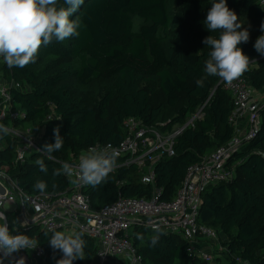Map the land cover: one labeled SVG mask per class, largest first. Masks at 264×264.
Wrapping results in <instances>:
<instances>
[{
  "label": "trees",
  "instance_id": "trees-1",
  "mask_svg": "<svg viewBox=\"0 0 264 264\" xmlns=\"http://www.w3.org/2000/svg\"><path fill=\"white\" fill-rule=\"evenodd\" d=\"M209 1L177 0L172 8L171 0H84L70 17L80 25L78 36L41 46L35 63L24 68H9L0 60V74L22 86L13 91V98L27 117L15 125L42 130V147L54 143L56 127L64 140L62 149L51 154L54 160L34 153L16 167L15 177L24 191L56 195L66 190L69 179L54 176L53 169L70 163L72 155L92 145L118 144L127 136L123 122L129 116L167 132L184 126L192 114L200 111L201 117L194 125L187 126L177 137L175 155L155 165V183L163 188V198L175 197L188 168L234 134V126L229 122L233 96L220 83L221 78L206 74L205 62L211 47L198 45L203 42L204 33L197 25L203 16V5ZM227 5L237 14L241 30L250 33L249 41L238 45L250 58L249 68L242 76L254 89L264 91V56L253 47L264 34L260 31L264 11L256 0H227ZM57 7L67 5L58 0ZM135 16L143 20L137 31ZM198 80H203L202 87L197 85ZM50 111L59 118L46 120ZM258 117L255 137L232 156V180L213 185L202 194L199 222L217 230L221 238L227 236L220 240L226 251L214 247L215 264H264V109ZM1 139L5 148L0 158L9 163L17 139L9 134ZM39 160L47 166V173L39 170ZM122 162L117 157V168L108 178L84 190L92 210H99L119 196L151 197L155 185L142 181V169ZM38 180L46 183L43 191L33 187ZM5 215L10 232L18 226V234L36 239L37 245L44 249L46 255L39 264H51L62 255L49 246L54 232L62 230L48 232L34 222L22 227L20 208ZM137 234L143 239H137ZM153 236L159 237L154 247L150 244ZM82 238L87 242L84 259L73 264L96 263L95 241L84 233ZM128 238L144 264H213L191 257L189 243L180 235L134 225ZM24 251L31 253L30 249H22L18 256ZM9 261L10 258L0 254V262Z\"/></svg>",
  "mask_w": 264,
  "mask_h": 264
},
{
  "label": "built area",
  "instance_id": "built-area-1",
  "mask_svg": "<svg viewBox=\"0 0 264 264\" xmlns=\"http://www.w3.org/2000/svg\"><path fill=\"white\" fill-rule=\"evenodd\" d=\"M256 1L264 11V0ZM0 60L3 61V58L0 57ZM220 83H224L234 99V108L229 116V122L234 126V134L224 145L188 168L186 177L172 200L164 199L163 188L156 186L155 165L163 158L175 155L177 137L187 126L194 125L195 120L201 117L200 111L192 114L184 126H176L167 132L145 125L140 118L129 116L123 122L127 136L118 144L98 143L78 155H72L69 164L76 166L81 154L89 149L108 152L115 150L119 153L118 157L123 159L122 165L136 164L143 171L142 181L155 185L149 198L119 196L114 202L94 211L89 196L84 192L88 186L86 184L77 186L68 178L69 186L56 195L48 192L29 194L18 184L14 172L16 167L24 164L34 153L47 154L42 151V130L29 125H15L16 121L27 117V113L13 98V91L20 89L21 84L15 80L7 81L0 74V124L9 129L8 134L12 138L17 139L13 159L9 163H3L0 158V211L4 212L7 205H16L15 210L20 208L22 212L19 222L21 226L27 221V226L34 222L48 232L62 230L86 234L97 245V261L94 264H144L143 257L128 238L134 225L180 235L188 241L191 257L214 262V247L221 252L226 251V247L221 244L217 230L199 222L202 194L213 185L232 180V156L255 137L259 127L258 114L264 109V92L250 86L244 76L231 84L222 79ZM49 104L53 108V104ZM57 118L58 115L50 111L46 120ZM4 143L0 138V152L5 148ZM26 208L33 213L32 220L26 217ZM18 230V226H14L11 233L18 234ZM30 251L37 261L46 255L44 249L38 245ZM12 256L19 258L15 252L6 256L10 261L5 264H18V260ZM61 258L62 255H59L51 264H56Z\"/></svg>",
  "mask_w": 264,
  "mask_h": 264
},
{
  "label": "clouds",
  "instance_id": "clouds-1",
  "mask_svg": "<svg viewBox=\"0 0 264 264\" xmlns=\"http://www.w3.org/2000/svg\"><path fill=\"white\" fill-rule=\"evenodd\" d=\"M84 0H64L67 7H57L58 0H0V57L9 68H24L35 63L41 46H47L53 40L64 41L72 36H78L79 23L70 17L80 8ZM208 31H219V37L207 36L203 43L211 47L209 58L205 62L204 71L207 75L217 76L225 83L231 84L241 77L249 68L250 58L239 44L247 43L250 33L242 29L237 14L227 5V0H218L209 8L204 21ZM264 33V22L260 25ZM253 47L264 56V34L260 35ZM197 85L202 87L203 80ZM9 129L0 124V138L7 135ZM54 143H45L42 151L49 160L55 158L53 152L62 149L64 140L60 128L53 129ZM119 153L115 150L97 151L89 149L81 154L76 166L64 162L58 169H53L54 176H66L77 186L86 184L96 187L102 184L117 167ZM39 170L47 173L48 169L43 160L37 161ZM34 189L43 191L46 183L36 181ZM27 197L25 198V202ZM0 252L4 256L22 249H34L38 241L25 234L10 232L5 212L0 211ZM27 226L24 221L22 227ZM83 233L67 234L56 231L49 239V246L53 252H60L62 258L56 264H73L76 260H83L87 242L82 238ZM137 239H143L137 234ZM159 241L158 236L151 238V246ZM55 258V257H53ZM23 264V261H18Z\"/></svg>",
  "mask_w": 264,
  "mask_h": 264
},
{
  "label": "rangeland",
  "instance_id": "rangeland-1",
  "mask_svg": "<svg viewBox=\"0 0 264 264\" xmlns=\"http://www.w3.org/2000/svg\"><path fill=\"white\" fill-rule=\"evenodd\" d=\"M176 1L177 0H171V7L172 8H174L175 6H176ZM215 2H218V0H210L209 2H207V3H205L204 5H203V16H202V19H201V21H200V23L197 25V27L201 30V31H203V33H204V39L207 37V36H212L213 38H217L218 37V34H219V32H210V31H208V29H207V27H206V25H205V23H204V21H205V19H206V15H207V12H208V10H209V8L211 7V5L213 4V3H215ZM134 30L135 31H137L138 29H139V27L141 26V24L143 23V20L139 17V16H135L134 17ZM199 46H207V45H205L203 42H201V43H199L198 44ZM192 116H190V118H191ZM6 208L7 209H9L10 208V206L9 205H7L6 206ZM25 215H26V217L28 218V219H31L32 220V218H33V213L31 212V210L29 209V208H26V210H25ZM0 223H2V222H0ZM224 236V237H223ZM222 238H227V236L226 235H222ZM221 238V236H220V240L222 239ZM223 240V239H222ZM216 250V249H215ZM214 250V251H215ZM221 255V254H220ZM222 260H225V256L223 257V258H221ZM213 264H215V262H212Z\"/></svg>",
  "mask_w": 264,
  "mask_h": 264
},
{
  "label": "crops",
  "instance_id": "crops-1",
  "mask_svg": "<svg viewBox=\"0 0 264 264\" xmlns=\"http://www.w3.org/2000/svg\"><path fill=\"white\" fill-rule=\"evenodd\" d=\"M261 92H264V91H261ZM9 206H10L9 209H7V208L4 209L5 212H13L15 210V208H16V205H9ZM18 206H20V204ZM0 254L3 255L2 252H0ZM19 258L23 261V264H39V261H37L33 257V255L30 252H27V251H24ZM2 264H5V263H2Z\"/></svg>",
  "mask_w": 264,
  "mask_h": 264
},
{
  "label": "water",
  "instance_id": "water-1",
  "mask_svg": "<svg viewBox=\"0 0 264 264\" xmlns=\"http://www.w3.org/2000/svg\"><path fill=\"white\" fill-rule=\"evenodd\" d=\"M31 223H33V222H31ZM12 257L15 258V259L18 260V261L21 260L20 258H18V257H16V256H12Z\"/></svg>",
  "mask_w": 264,
  "mask_h": 264
}]
</instances>
